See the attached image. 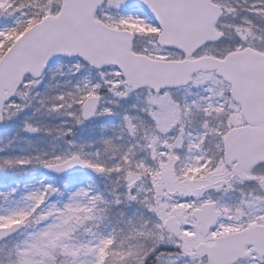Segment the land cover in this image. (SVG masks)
<instances>
[{"label":"snow or ice","instance_id":"obj_1","mask_svg":"<svg viewBox=\"0 0 264 264\" xmlns=\"http://www.w3.org/2000/svg\"><path fill=\"white\" fill-rule=\"evenodd\" d=\"M0 264H264V0H0Z\"/></svg>","mask_w":264,"mask_h":264}]
</instances>
